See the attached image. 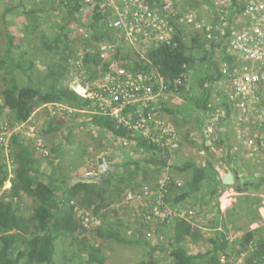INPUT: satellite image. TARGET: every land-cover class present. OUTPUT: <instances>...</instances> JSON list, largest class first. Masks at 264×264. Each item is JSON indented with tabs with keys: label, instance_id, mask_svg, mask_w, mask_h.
Returning a JSON list of instances; mask_svg holds the SVG:
<instances>
[{
	"label": "trees",
	"instance_id": "trees-1",
	"mask_svg": "<svg viewBox=\"0 0 264 264\" xmlns=\"http://www.w3.org/2000/svg\"><path fill=\"white\" fill-rule=\"evenodd\" d=\"M14 1H17V4ZM54 1L48 0L49 5ZM146 1L150 6L153 2H159V0ZM32 2L33 0H10L3 8L4 43L3 48H0V76L3 75L1 77L4 84L0 87V116L4 111H8L10 126L13 123H25L36 108L48 103H59L74 110L88 108L93 110L90 101L83 100L63 86L62 81L67 71L65 67L59 64L54 67L50 65L41 76L37 75L35 59L27 49L31 43L28 36L33 32L31 27L27 29L28 35L26 33L16 37L12 34L10 27L16 25V16L20 9L25 11L26 5L30 4L33 9L25 13L35 17L37 9ZM81 3V0H60L57 7L62 11L61 17L59 16L62 23L55 24L53 33L43 34L40 39V45L45 52L62 56L61 58L66 61L69 56L74 55L75 46L78 50L92 46L97 50L98 44L102 41H117L114 39V33L106 29L104 20L107 16L98 13L80 17ZM232 6L235 8L232 15L240 14L244 8L239 0H232ZM42 11L55 10L50 5L49 9ZM212 13L214 20L211 22L210 37H207L206 32L191 31L185 34L188 37V42H185L183 27L175 26L178 17H169L173 33L165 43L151 46L145 53L144 59L120 42L116 51L109 52L108 61L102 65L105 68L111 62H116L130 74L154 73L161 76L168 91L179 96L182 104L172 107L161 105L152 110V113L166 118L167 115L171 116L178 130L177 134L185 122L192 117V113L198 114L202 111L206 114L214 111L216 106L222 107L225 113L219 121L222 122L223 127L220 133L217 131L211 136L210 142L216 148L222 149L221 161L233 173L234 184L226 186L222 180L214 177L210 158L206 167L202 168L192 159L186 158L182 161L181 157L176 159L177 155L174 154L176 160H173L168 168L169 181L165 187L163 200L173 209L190 206L197 208L196 214L206 209L210 212L218 196L224 190L233 188L242 195L238 198L232 213L228 214L226 221L230 222L232 227L241 229L261 220L257 210L258 205L256 204V208L245 205L244 202L251 198L243 194L256 192L264 187V159L259 161L254 169L253 165L247 164L244 169V165L239 164L240 154L233 153L235 144L231 140V133L227 131L231 125L228 121L231 117V109L225 97L219 102L215 100V104L212 103L214 94L218 92L217 83L224 78L219 66L223 62H233V58L225 52V41L235 19L229 17L227 22L221 21L214 6ZM72 25L84 30V33H77L76 39H71ZM36 26L37 23H33L32 27ZM84 63H93L94 66L101 63L98 53L94 51L86 54ZM88 74V77L91 76L90 73ZM21 80L24 81L20 84ZM149 112L150 110H146L141 114L147 117ZM59 116H49L50 119L42 131L43 135L66 132L59 145L54 143L45 145L49 152L47 156L36 157L35 148L30 140L18 134L12 135L8 145L13 175L9 191H2L10 172L7 165L0 161V264H59L60 259L56 258L57 243L61 241L63 244L66 239L75 241L79 231H85L76 215L78 209L86 210L102 219V226L96 231L100 241L88 245V240L84 236L78 243L82 245L81 253L85 254L86 259L82 258L83 254L73 253L68 258L70 263L111 264L109 249L101 241H112L117 245L140 247L146 250L142 258L133 264H158L156 256L164 252L168 253L170 264H218L221 253L229 259L239 258L244 254L239 264H264V227L245 231L235 243H229L222 232L205 234L191 222L176 218L156 230L164 237L162 242L153 244L147 241L143 236L145 228L140 226L133 230L130 237H127L120 229L122 223L117 215L119 211L117 204H120L122 192L126 189L135 191L140 183H144L156 193V177L166 168V158H169L170 154H163L162 150L148 138L140 136L139 132L115 120L100 115H88L89 120L81 122L80 127H87L89 132L92 126L100 131V137L110 133L115 137L133 139L137 142L138 148L146 153V157L125 161L121 172L108 171L100 175L101 177L84 178L72 183L73 177L70 173L75 171L77 173L82 166L88 154L86 152L88 147L86 143L79 142L77 147L72 148L71 145L72 150L63 149L65 145L69 146L72 143L77 127L69 124L71 119L66 121ZM68 116L73 117V114ZM139 119L140 116H134L131 122L135 123ZM200 124L197 116L195 125L201 131ZM259 132L258 134L262 133L264 137V121ZM183 138L189 141L186 133ZM75 149L82 152H80V160L72 164L71 156L77 153ZM2 150L3 148H0V155ZM210 156L214 159L212 155ZM42 164L46 165L45 171L41 170ZM254 170L261 173L258 178L254 177ZM80 173L81 170L76 177H79ZM185 173H189L190 177L182 182L177 176ZM23 196L30 198L33 203L32 211L28 215L21 212L20 200ZM110 212L111 216H108ZM238 221H243L244 226L237 227ZM217 223L218 225L224 223L223 216L218 214L214 221L213 219L207 221V225L212 228L216 227ZM191 243L204 245L206 249L202 252L199 250L196 254H189L187 247Z\"/></svg>",
	"mask_w": 264,
	"mask_h": 264
},
{
	"label": "built area",
	"instance_id": "built-area-1",
	"mask_svg": "<svg viewBox=\"0 0 264 264\" xmlns=\"http://www.w3.org/2000/svg\"><path fill=\"white\" fill-rule=\"evenodd\" d=\"M81 1L79 14L91 16L99 13L107 16L104 20L106 29L114 33V39L117 41H102L97 50L91 47L77 54L76 60H73L76 71L72 73V83L68 89L83 100L90 101L93 110L91 108L74 110L64 107L63 111L68 115L72 113L87 116L100 115L115 120L139 132L140 136L148 138L162 150L163 154H170V157L166 158V168L161 170L156 177V193L151 191L146 184L140 183L137 190H128L123 195V205L131 210L132 218V222H128L131 223L130 226L122 222L128 226L127 235L131 236L133 230L140 226L145 228L143 236L147 241L153 244L162 242L164 237L156 231L160 226L176 218L188 221L187 212L173 209L163 200L165 187L169 181L168 168L173 160L175 161L174 154L180 148L178 134L169 120L152 113V110L160 107L162 103H167L175 94L168 91L164 79L159 75H154V73L150 75L130 74L116 62H111L105 68L102 64L108 61L109 52L116 51L120 42L129 46L143 59L151 46L155 47L165 43L173 33L169 17L179 14L176 11L178 9L176 0H159V2H153L151 6L146 0ZM239 1L244 4L243 11L233 15L235 8L232 6V0H218L214 3L215 11L221 21L227 22L229 17L235 18L225 41V52L233 58V62H223L220 65L219 69L224 78L218 83V87L234 110L231 119L234 122L236 145L233 152L255 159L259 156L264 157V141L257 140V134L252 128L264 121L262 106L264 96V0ZM177 24L194 31L206 32L207 37H210L211 26L205 28L204 25H200L190 13L180 15ZM94 51L98 53L101 63L96 66L85 64V54L94 53ZM86 67L93 74H97V78L90 77L89 79ZM146 110L150 112L147 117H144L141 113ZM134 116H140L135 123L131 122ZM212 121L207 125V135L221 129V127H216L215 122ZM27 126H29V121L13 127L12 125L4 127L0 135V146L8 150V142L12 135H21L22 129ZM28 128V132L22 135L32 142L39 154L49 155L42 138L39 137L38 127L33 125ZM92 129L96 131L93 127ZM106 137L112 145L111 150L109 149L107 153L102 152L100 156L89 162L83 171V178L93 179L108 171L121 170L126 158L137 160L146 157V153L138 148L135 140L115 137L110 133ZM221 152V149L214 150V153L219 156ZM8 170L10 175L6 183L8 182L9 188L13 178L11 162ZM235 196V191L230 193L228 189L224 190L213 205L212 215L222 214L225 209L231 207ZM83 212L85 213V216H82L83 227L88 228L93 224L100 225V218L93 217L86 211ZM208 231L225 232L221 224ZM227 231L229 234L230 226L227 227ZM231 259L221 253L218 264H239L243 260V255Z\"/></svg>",
	"mask_w": 264,
	"mask_h": 264
},
{
	"label": "rangeland",
	"instance_id": "rangeland-1",
	"mask_svg": "<svg viewBox=\"0 0 264 264\" xmlns=\"http://www.w3.org/2000/svg\"><path fill=\"white\" fill-rule=\"evenodd\" d=\"M10 0H3L2 2H0V48H3V38H2V34H3V25H2V14L4 12L3 8H4V4H7ZM218 1V0H176V4L178 6V9L180 11H182L184 14L186 15L188 12H195L198 19L199 20V24L200 25H204L205 28L207 26H211V22H213V18L214 15L212 13L213 10V6L214 3ZM242 1V0H241ZM17 4V1H14ZM59 3L60 0H55L54 2H52L50 5H52V9H54L55 11L52 12H45L42 11L43 10H47L49 9L50 5L48 3V0H33L32 4H35V8L37 9V12L35 14V17H31L30 15H27L25 12L27 10H32L33 8H31L30 4L26 5V10H22L20 9L18 11V15L17 17V23L15 26H11L10 30L12 32L13 35H15L16 37L18 36H22L23 34L28 35V27H31L33 29V32L30 33L29 36V40H31L30 45L28 46V51L31 54V57L33 59H35L36 62V70H37V75L43 74L48 67L51 65L52 67H54L56 64H59L62 67H65L67 69V71L65 72L66 77L63 79L62 84L63 86H66L67 88L71 87V77H72V73L76 71V68L73 65V60H76V56L79 52H84L85 50H78L77 46H75L73 49L74 50V55L71 57L69 56L67 58V62L64 61V58H61L62 56H56V55H52L49 54L47 52H45L43 50V48L40 45V39L42 37V35L44 34H51L53 33V31L55 30L54 28L56 27L55 24L62 23V20L59 19L61 17V10L59 11L58 7H59ZM30 5V6H29ZM58 6V7H57ZM58 10H57V9ZM60 16V17H59ZM81 17V15H80ZM87 16H82L81 18H84ZM36 21V22H34ZM33 23H37V26L34 28ZM71 39H76L77 38V33H83V29L81 27H78L76 25H72L71 26ZM184 29V40L185 42H188V37L185 36L186 33H189L192 30L191 28H183ZM82 31V32H81ZM79 41V39H78ZM77 43V41H76ZM101 44V42L99 43ZM98 44V45H99ZM75 45V44H74ZM91 47H89L90 49ZM93 48V46H92ZM89 54V53H87ZM86 55V54H85ZM75 57V58H74ZM85 58V56H84ZM108 60V59H107ZM88 65L93 66V63H88ZM87 68V72L91 74V76H89L92 78H97V74H93L92 72H90V69L88 67ZM1 76H3L1 74ZM0 76V87L3 86L4 82H2V78ZM88 76V74H87ZM25 78V77H24ZM24 80L19 81L20 84L23 83ZM218 93V95H217ZM214 94L213 96V100L212 103L215 101V99H219L222 98L221 96V92H217ZM217 95V96H215ZM175 102H178V106H180L182 104V99L179 96H174L172 97L167 103L169 104V107H172L173 104H175ZM59 106V108L57 107ZM67 107L64 105H61L59 103H48V104H44L38 108H36L31 116L29 117V119L27 121H29V126H33L35 125V127H38L39 131V137L42 138L41 140L44 142V144L46 143V145H49L50 143H54V144H60V142L63 141V136L66 132H57L55 134H48V135H43V129L44 126L46 125L47 121L50 119L49 116L51 115H60L59 118H64L66 121H71L69 122L70 125H75L77 127L75 135H73V139H72V143L67 146L65 145L63 147V149L65 151L67 150H72L71 149V145L72 148H74L75 146L77 147V144H79V142L82 143H86L88 150H86V152H88V154L85 156L84 158V165L82 163V168L80 167L79 170H77V173L81 170L83 171L84 168H86L87 166V162L89 161V159H96L97 156H100V154L103 153H107L109 152L110 149V144L108 145V143L106 141H108L107 138H105V136L100 137L99 135L96 136L94 134H92L91 131L88 132L87 127H80V125L82 124L81 122H86L87 121V115L84 114H73V117H70L67 115V113H65L63 111V108ZM218 110V109H217ZM219 111V110H218ZM221 111V110H220ZM202 111H199L198 114L197 112L195 114L192 113V117H190L185 124L183 125V127L179 130V135H180V143H181V149H180V156H181V160L183 161L184 159H192L198 166L204 168L206 167L207 161L210 158L211 161V165H216L218 163H215L216 161H221V156H219L218 154L214 153V150H217V148H215V146L210 142V135L206 134L208 132V128H207V123L208 121H206V123L203 120V115H202ZM214 114H216V112H214ZM198 116V119L200 120V122L203 125V128L201 129L202 132L200 131V129H198L195 125V121L196 118ZM208 116V115H206ZM68 117V119L66 118ZM168 120L172 121V117L167 115ZM83 119V121H82ZM195 120V121H194ZM209 120V119H207ZM26 121V122H27ZM17 123H13L12 127L14 125H16ZM24 124V123H23ZM10 125V120H9V113L8 111H4L2 116H0V135L2 134V130L4 127L9 126ZM18 125V124H17ZM22 129L23 133L25 134V132L27 133L28 131V127ZM255 126H252V128H255ZM41 132H42V136H41ZM211 132V131H210ZM187 134L189 137V141L184 140L183 135ZM198 133H204V137H201L200 140V136ZM255 133L257 134V137H260V133L259 130L256 128L255 129ZM20 135L22 137H24V135ZM262 134V133H261ZM37 136V135H36ZM38 137V136H37ZM203 138V140H202ZM10 144V141L8 142ZM203 143L204 146L209 147L208 148H204V146L202 147L200 144ZM34 147V145H33ZM0 148H3L2 153L0 155V161L1 163H5L7 165V169H8V165L10 164V153L8 152V150H5L3 146H0ZM112 148V147H111ZM80 149V148H79ZM79 149H75V151H77L76 154L71 156V160H72V164L78 162L80 159V152H82V150ZM79 150V151H78ZM111 150V149H110ZM74 151V152H75ZM36 153L38 154L37 151H35V155ZM213 156L214 159L211 158V156ZM39 156V155H38ZM239 159L241 160L240 164H242V166L244 167V169L246 168L245 166L247 164H254L256 163V161H252V158L245 159L244 155L241 154ZM180 160V162H181ZM213 160V161H212ZM249 162H248V161ZM221 163H223L221 161ZM225 164H221V167L224 166ZM256 165V164H255ZM227 166V165H225ZM257 166V165H256ZM213 169V168H212ZM260 175V173H259ZM178 183H180V181H178ZM6 186L8 187L9 185L6 183ZM126 191H128V189L124 190L120 196V204H117V208H118V212L117 215L118 217H120L121 223L125 222L126 224L130 221L132 222V218H131V213H129L131 210L127 209V207H125L123 205L124 203V199H123V195L126 193ZM249 196L251 199L248 201H245V205L248 206H253L254 207V203L255 202H260V199H253L254 196ZM20 207H21V212L24 215H28L31 213L32 208H33V203L32 200L30 198H25V196H23L20 200ZM256 208V207H254ZM129 212H126V211ZM177 210H179L180 212L184 211L187 212L188 214V221L191 222V224L195 227L198 228V226H203L205 224V226L207 225L206 219L207 218H211L212 214L211 211L209 212L207 209L204 210L205 214H206V219H204L203 213L204 211H202L201 213L196 214V210L197 208H191L190 206H186L184 207H180ZM212 210V209H211ZM83 211L86 210H77V217L80 221V224L82 226H84L82 224V216H85V213ZM109 211V210H107ZM102 212V211H101ZM86 213H89L88 211H86ZM105 213V211H104ZM190 213V214H189ZM111 214V212L108 214V216ZM111 216V215H110ZM113 216V215H112ZM93 217H95L93 215ZM100 218V217H97ZM100 225H89L88 228L84 227L85 231L83 232L82 230L79 231V235L77 237V240H71V239H66L65 241H63L64 243L62 244L61 241H59L57 243V247H56V251H57V255L56 258L60 259L59 264H82V263H70L68 261V258L71 254L75 253L77 255L79 254H83L81 252H83V248L82 245L80 243H78V241L80 239H82L84 236H86V240H88V245H92L95 244L97 242L100 241V239L97 238L96 236V231L99 227L102 226V219L100 218ZM224 222H226V220H224ZM122 223V224H123ZM204 223V224H203ZM128 225L130 226L131 223H128ZM226 226L228 227L229 225L226 223ZM124 228V226H122ZM207 227V226H206ZM121 228V227H120ZM131 228V227H130ZM240 229L235 228V227H231L230 226V233H229V237L230 240H236V237L238 235H242V233H240L239 231ZM204 232H208V230H204ZM234 234L236 235L233 239L230 234ZM231 241V242H232ZM104 245L107 246V249H109V260L111 264H133L135 262H137L140 258H142V256L144 255V253L146 252L145 249H141L140 247H136V248H132V247H127V246H121V245H117L116 243L112 242V241H107V242H103L101 241ZM61 244V245H60ZM205 244V243H204ZM206 245V244H205ZM201 248V246H200ZM202 248L205 249V246L202 245ZM202 250V249H201ZM79 253V254H78ZM63 255V257H62ZM83 259H86L85 254L81 255ZM81 259V260H83ZM156 259H158V264H170L171 259L168 255L167 252H164L162 254H159L156 256Z\"/></svg>",
	"mask_w": 264,
	"mask_h": 264
},
{
	"label": "crops",
	"instance_id": "crops-1",
	"mask_svg": "<svg viewBox=\"0 0 264 264\" xmlns=\"http://www.w3.org/2000/svg\"><path fill=\"white\" fill-rule=\"evenodd\" d=\"M183 28H187V27H183ZM190 29V28H189ZM221 95H222V93H220ZM222 98L221 99H215L217 102H219V101H221L222 99H223V96H221ZM214 103V102H213ZM215 104V103H214ZM174 105H178V102L176 103L175 102V104ZM263 109H264V105H263ZM207 114H204L203 115V120H204V122L206 123V121H207V119H208V116H206ZM231 125L229 126V129L227 130L228 131V133H231V140L234 142V144L236 145V139H235V129H234V122H233V120L231 119ZM200 125H202V123L200 124ZM204 125V124H203ZM203 125L202 126H200L201 127V129L203 128ZM262 125H263V123L262 124H258V125H256V127L254 128V130L257 128L258 130H260V128H262ZM220 129H219V131H218V133H220ZM201 132H202V130H201ZM199 134V136H200V140H201V137H204V133H198ZM202 140H203V138H202ZM257 140H261V141H264V137L262 136V134L260 135V137L258 138L257 137ZM202 147L204 146L203 145V143H201L200 144ZM204 148H208L209 149V147H207V146H204ZM219 150H220V148H219ZM238 154H240V153H238ZM39 154H37L36 153V157H39L38 156ZM241 155V154H240ZM245 159H248V160H250L248 157H246L245 156ZM264 159V157H262V156H259V157H257V158H255V159H252V161H256V163H254V164H252L253 165V169H254V167H257L255 164H258V162L259 161H261V160H263ZM247 160V161H248ZM241 161V160H240ZM249 162V161H248ZM240 164V163H239ZM218 165H220V163H218V164H216V165H214L213 166V168H214V172H213V174L215 175L214 177L217 179V180H222L223 178H224V176L226 175V173L227 172H229V169L227 168V166H219L218 167ZM231 168H234V167H231ZM41 170L42 171H45L46 170V165L45 164H42L41 165ZM253 172H255L254 173V177L255 178H258L260 175H259V172L258 171H256V170H254ZM77 173H76V171L75 172H71L70 173V175L73 177L72 179H73V181H72V183H75V182H78V177H76L77 175H76ZM261 174V173H260ZM178 178H179V180L180 181H187L188 179H189V177H190V174L189 173H185V174H180V175H178L177 176ZM8 187L7 186H4V190H6V191H8ZM228 191H230V193H232V192H234L235 190L233 189V188H228ZM236 192V196L234 197L235 198V200H234V202H233V204L231 205V207H229V208H227V209H225L223 212H222V214H223V220H227V216H228V214L229 213H232V210H233V208L235 207V205L237 204V202H238V198L242 195V193H239V192H237V191H235ZM243 195H250V196H254V197H256V199H260V202H257V203H254V207H257V205H258V208H257V210H258V214H259V217H260V221L259 222H256V223H253V224H250L247 228L244 226V223H243V221H238V225H237V227H241V226H244V227H241V229L239 230L240 231V233H244L245 231H248V230H256V229H258L259 227H264V187H261L258 191H256V192H254V191H250V192H247V193H245V194H243ZM26 198V197H25ZM257 204V205H256ZM212 210H213V208H212ZM212 210H211V212H212ZM128 212V211H127ZM130 213V212H129ZM214 214V213H213ZM217 214L218 213H216V214H214L215 215V217L217 216ZM203 216H204V219H206L205 217H206V214H205V212L203 213ZM215 217L214 218H212L213 219V221L215 220ZM224 217L226 218V219H224ZM212 219L211 218H207L206 219V222L205 223H207V221H209V220H211L212 221ZM212 223V222H211ZM229 223V225H231V227H232V224L230 223V222H228ZM204 224V223H203ZM217 225H218V223H217ZM216 225V226H217ZM207 226V227H206ZM205 226V224L203 225V226H198V228L201 230V232L202 233H205V234H208V233H213V232H211V231H208V232H204V230H212L211 228L212 227H210V226H208V225H206ZM197 228V227H196ZM233 228V227H232ZM226 235V234H225ZM231 236H233L232 237V239L236 236V235H234V234H231ZM241 236V234L240 235H238L237 237H236V240H233L232 242L230 241V243H235L237 240H238V238ZM202 246V245H201ZM206 247V246H205ZM187 249H188V252L190 253V254H196L197 252H199V250H201V252L202 251H204V248H200V246L197 244V245H195V244H193V243H191V244H189L188 245V247H187ZM206 249V248H205ZM241 255H243V257H244V254H241Z\"/></svg>",
	"mask_w": 264,
	"mask_h": 264
},
{
	"label": "clouds",
	"instance_id": "clouds-1",
	"mask_svg": "<svg viewBox=\"0 0 264 264\" xmlns=\"http://www.w3.org/2000/svg\"><path fill=\"white\" fill-rule=\"evenodd\" d=\"M176 7H178L177 6V4H176ZM82 17V16H81ZM170 17H172V16H170ZM175 17V16H174ZM177 20H178V18H177ZM175 26H177V27H182V26H180V25H178L177 24V21H176V23H175ZM198 32V31H197ZM125 46H127V45H125ZM127 47H129V46H127ZM82 50V49H81ZM133 50V49H132ZM134 51V50H133ZM135 52V51H134ZM135 53H137V52H135ZM140 56V55H139ZM219 68H220V66H219ZM220 70V69H219ZM219 83V82H218ZM218 83H217V90L219 91V92H221L222 93V91L219 89V87H218ZM174 96H177L176 94L174 95ZM222 96L223 97H225L224 95H223V93H222ZM225 100H226V103L229 105V109H231V117H230V119L228 120L229 122H231V118H232V116H233V112H234V110H233V107H232V104L231 103H228L227 102V98L225 97ZM161 105H165V106H169V104L168 103H162ZM160 105V106H161ZM173 106H176V105H174L173 104ZM178 106V105H177ZM219 111H218V110ZM77 110V109H76ZM221 110V111H220ZM214 112H216V114H214ZM224 111H223V109H222V107L220 106V107H217L216 106V108H215V110L214 111H212L211 113H206L207 115H208V119L209 120H207L208 121V125H209V123L212 121V122H215V126L216 127H221V129H222V127H223V125H222V122L220 123V121H219V118L220 117H223L224 116ZM74 114H79V113H74ZM202 115H204V114H202ZM88 117V116H87ZM163 118L164 119H167L168 120V118H166L165 116H163ZM89 120V118H87V121ZM173 125H174V123L171 121V120H169ZM219 121V122H218ZM175 126V125H174ZM175 128H176V126H175ZM91 129H92V127H91ZM220 129V130H221ZM176 131H178L177 130V128H176ZM91 132H92V134H94V135H96V136H98V135H100V131L99 130H97L96 129V131H94L93 129L91 130ZM178 133V132H177ZM214 133H216V132H213L211 135H210V138H211V136L214 134ZM108 134V133H107ZM106 134V135H107ZM106 135H105V138H107L106 137ZM179 135V134H178ZM26 138V137H25ZM178 138H179V136H178ZM27 139V138H26ZM29 140V139H28ZM107 143H108V145L110 144V142L109 141H106ZM32 143V142H31ZM179 144H180V148H179V150L178 151H176L175 152V154L177 155V157H176V159L178 158V157H181L180 156V149H181V143H180V138H179ZM45 145H46V143H45ZM110 146H112L111 144H110ZM35 148V147H34ZM111 148V147H110ZM216 148V147H215ZM217 149H219V148H217ZM222 150V149H221ZM35 151H37L36 149H35ZM38 152V151H37ZM234 153V152H233ZM39 154V153H38ZM175 155V156H176ZM221 155H222V152H221ZM39 156H42L41 154H39ZM175 159V160H176ZM92 160H94V159H89V161L87 162V166H88V164H89V162H91ZM128 160H130L129 158H126V160L125 161H128ZM215 163H220V164H223V163H221V161H216ZM87 166H86V168H87ZM213 166H214V164L212 165V168H213ZM220 166V165H219ZM86 168H84L83 169V171L86 169ZM121 168H122V166H121ZM118 170V169H117ZM83 171H81V173H80V175H78L79 177H78V179L80 180V179H84L83 178V176H82V174H83ZM114 171V170H113ZM213 171H214V168H213ZM117 172H121V170H119V171H117ZM99 177H101V176H99ZM6 183V182H5ZM5 183H4V186H5ZM10 187H11V182H10ZM10 187H9V189H8V191L10 190ZM2 191H5L4 190V187H3V189H2ZM214 208V207H213ZM213 211V210H212ZM211 214H212V212H211ZM221 217L223 216V214H219ZM215 216H211V219L212 218H214ZM224 221V220H223ZM226 223L229 225V223L226 221V222H224L223 224L222 223H219V224H221L222 225V228H224V230H225V232L223 233V234H226L225 236H226V239L229 241V243H230V241H232V240H230V237H229V234H228V231H227V226H226ZM122 226H124V228L123 227H121L120 229H122V231H123V233L127 236V237H130V236H128L127 235V229H128V226H125L124 224H122ZM218 226V225H217ZM216 226V227H217ZM229 226H231V225H229ZM216 227H214V228H216ZM214 228H211L212 230L214 229ZM211 232H215V231H211ZM151 243V242H150ZM190 254V253H189Z\"/></svg>",
	"mask_w": 264,
	"mask_h": 264
},
{
	"label": "water",
	"instance_id": "water-1",
	"mask_svg": "<svg viewBox=\"0 0 264 264\" xmlns=\"http://www.w3.org/2000/svg\"><path fill=\"white\" fill-rule=\"evenodd\" d=\"M80 181V180H78ZM234 175L231 171L227 172L224 178L222 179V183L226 186H230L234 184Z\"/></svg>",
	"mask_w": 264,
	"mask_h": 264
},
{
	"label": "bare ground",
	"instance_id": "bare-ground-1",
	"mask_svg": "<svg viewBox=\"0 0 264 264\" xmlns=\"http://www.w3.org/2000/svg\"><path fill=\"white\" fill-rule=\"evenodd\" d=\"M241 3L243 4V2H241ZM243 5H244V4H243ZM176 11L179 13L178 15H176L178 18H179V16H180V15H183V14H184V13H183L182 11H180L179 9H177ZM188 13H190V14H192V15H193V17L196 19V22H198V21H199V20H197V19H198V17H197V15H196V13H195V12H194V13H193V12H192V13H191V12H188ZM7 180H8V178H7ZM7 180H6V181H7ZM7 184H8V182H7Z\"/></svg>",
	"mask_w": 264,
	"mask_h": 264
}]
</instances>
